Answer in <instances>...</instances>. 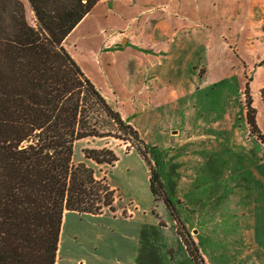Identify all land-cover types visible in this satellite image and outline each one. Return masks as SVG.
Here are the masks:
<instances>
[{"label":"rangeland","instance_id":"374dc122","mask_svg":"<svg viewBox=\"0 0 264 264\" xmlns=\"http://www.w3.org/2000/svg\"><path fill=\"white\" fill-rule=\"evenodd\" d=\"M210 36L197 60L189 42L188 66L167 79L176 94L167 89L126 120L142 142L123 131L76 142L73 163L91 166L113 200L66 214L57 264H195L194 246L198 264H264V144L247 120L250 96L264 133V63L244 58L241 39ZM253 43L248 51L263 48ZM225 70L230 77L212 78ZM85 149H108L118 160L99 164Z\"/></svg>","mask_w":264,"mask_h":264},{"label":"trees","instance_id":"16d2710c","mask_svg":"<svg viewBox=\"0 0 264 264\" xmlns=\"http://www.w3.org/2000/svg\"><path fill=\"white\" fill-rule=\"evenodd\" d=\"M28 1L34 23L21 0H0V264H57L66 214L94 213L90 201L113 200L91 166L73 163L76 142L118 137L113 131L142 138L64 46L98 0ZM247 103L251 131L264 144L250 96ZM84 153L99 164L118 160L108 149ZM158 179H150L155 200ZM188 250L198 264L197 247Z\"/></svg>","mask_w":264,"mask_h":264},{"label":"crops","instance_id":"0c3cea01","mask_svg":"<svg viewBox=\"0 0 264 264\" xmlns=\"http://www.w3.org/2000/svg\"><path fill=\"white\" fill-rule=\"evenodd\" d=\"M263 21L264 0H98L64 46L126 121L135 110L169 94L167 89L176 94L167 79L188 66L184 58L189 42L197 60L205 39L212 35L216 42L227 34L241 39L240 51H247L243 55L248 62L264 63ZM253 41L263 48L248 51ZM230 74L225 70L211 76Z\"/></svg>","mask_w":264,"mask_h":264}]
</instances>
